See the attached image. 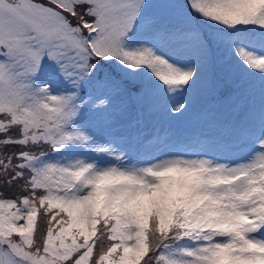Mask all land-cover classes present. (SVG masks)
<instances>
[{
  "label": "snow or ice",
  "instance_id": "snow-or-ice-1",
  "mask_svg": "<svg viewBox=\"0 0 264 264\" xmlns=\"http://www.w3.org/2000/svg\"><path fill=\"white\" fill-rule=\"evenodd\" d=\"M0 264H264V0H0Z\"/></svg>",
  "mask_w": 264,
  "mask_h": 264
},
{
  "label": "rangeland",
  "instance_id": "rangeland-1",
  "mask_svg": "<svg viewBox=\"0 0 264 264\" xmlns=\"http://www.w3.org/2000/svg\"><path fill=\"white\" fill-rule=\"evenodd\" d=\"M164 126L169 127L167 124H165ZM179 127L180 126H178V125H172L170 130H179Z\"/></svg>",
  "mask_w": 264,
  "mask_h": 264
}]
</instances>
